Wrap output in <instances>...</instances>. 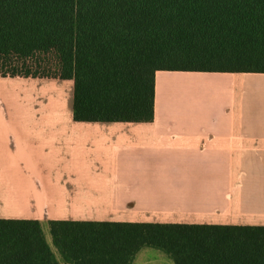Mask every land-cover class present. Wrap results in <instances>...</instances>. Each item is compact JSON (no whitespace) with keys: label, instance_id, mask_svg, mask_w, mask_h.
I'll use <instances>...</instances> for the list:
<instances>
[{"label":"crops","instance_id":"obj_1","mask_svg":"<svg viewBox=\"0 0 264 264\" xmlns=\"http://www.w3.org/2000/svg\"><path fill=\"white\" fill-rule=\"evenodd\" d=\"M73 105L71 79L0 77V219L40 221L61 264L52 220L264 226V73L157 71L152 122Z\"/></svg>","mask_w":264,"mask_h":264},{"label":"trees","instance_id":"obj_2","mask_svg":"<svg viewBox=\"0 0 264 264\" xmlns=\"http://www.w3.org/2000/svg\"><path fill=\"white\" fill-rule=\"evenodd\" d=\"M157 71L264 73V0H0V77L74 81L78 122H152ZM67 264H264V226L52 220ZM0 264H61L41 222L0 219Z\"/></svg>","mask_w":264,"mask_h":264},{"label":"rangeland","instance_id":"obj_3","mask_svg":"<svg viewBox=\"0 0 264 264\" xmlns=\"http://www.w3.org/2000/svg\"><path fill=\"white\" fill-rule=\"evenodd\" d=\"M52 241V240H51ZM163 255H165V256H167V254H165L164 252H163ZM147 256V255H146ZM146 256L145 257H143V256H140V259L139 260H143V259H146ZM168 258V257H167ZM170 261H172V259L170 260ZM143 262V261H142Z\"/></svg>","mask_w":264,"mask_h":264}]
</instances>
